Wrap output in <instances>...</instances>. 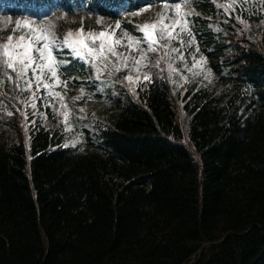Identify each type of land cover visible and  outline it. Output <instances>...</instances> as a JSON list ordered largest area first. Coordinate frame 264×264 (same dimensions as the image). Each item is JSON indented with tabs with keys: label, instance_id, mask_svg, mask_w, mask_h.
<instances>
[{
	"label": "trees",
	"instance_id": "obj_1",
	"mask_svg": "<svg viewBox=\"0 0 264 264\" xmlns=\"http://www.w3.org/2000/svg\"><path fill=\"white\" fill-rule=\"evenodd\" d=\"M149 3L162 0H0V15L108 19ZM240 42L208 53L219 75L229 68L224 93L155 79L110 95L96 146L64 148L65 133L40 119L24 120L25 136L0 119V264H264V26Z\"/></svg>",
	"mask_w": 264,
	"mask_h": 264
},
{
	"label": "snow or ice",
	"instance_id": "obj_2",
	"mask_svg": "<svg viewBox=\"0 0 264 264\" xmlns=\"http://www.w3.org/2000/svg\"><path fill=\"white\" fill-rule=\"evenodd\" d=\"M238 2L240 0H232L231 3L221 5V7L230 16L231 12L228 10H235V4ZM162 3L164 9L157 14L159 19L139 27L138 31L142 36L134 35L127 29L124 30L123 36H119L117 32L122 25L120 20H116L114 29L109 26L108 30H101L98 33H85L84 28L81 27L75 36L69 31L63 40H60L51 27L43 22L33 26L35 22L28 18L17 20L16 28L22 27L26 31L19 36L10 34L7 41L0 44V69H3V76L7 81L12 82L14 89L31 93L21 101L24 105L22 115L26 124L36 125L38 118L41 115L46 118V110L52 108L63 116L65 134L70 136L60 146L79 147L83 140L75 124L69 120V105L65 97L69 82H75L76 78L85 71L89 73V79L81 81V93L87 86L96 89L97 94H100L105 91L102 85L111 83L126 87L133 96H137L138 89H150L155 82L156 75H159L162 81L164 80L165 70L162 66L164 63L167 64V79L173 85H178L177 73L183 77L184 81L189 78L184 76L177 61L185 62L184 68L193 78L203 76L205 80H208L213 69L208 64V56L201 52L197 30L194 28V11L197 6L189 0H184L183 3L179 0H162ZM261 4L264 5V0H261ZM151 6L149 3L146 8ZM243 6L241 3V8ZM134 7H139V5H134ZM146 8H140V11L143 12ZM182 9L186 10L182 11ZM253 10L254 6L249 4V13ZM261 10L264 11V8ZM107 14L112 15L111 12ZM236 19L243 24L245 29L249 27V22L242 18L239 11ZM220 30L219 26L215 27L216 32ZM15 31L16 29H13V33ZM193 46L195 51L192 53V65L189 67L186 60ZM121 47L125 51H119ZM66 49L69 55L62 57L61 53ZM150 52H160V58L154 65L148 56ZM152 67L157 68L159 72L153 74ZM93 68H95L94 77L91 75ZM132 70H135L134 73ZM12 72L15 76H12ZM122 72L125 74L121 78ZM101 75L110 79L103 81ZM4 82V79H0V83ZM61 88L65 91H61ZM80 99L81 96L73 97L75 101ZM41 104L45 109L43 113L39 112ZM29 107L34 110L33 115L36 117L31 120H29L27 111ZM80 111L83 112V109ZM13 114L12 111L8 112V115ZM28 130L26 128V131ZM61 139L64 137L62 136ZM79 150L84 149L80 147Z\"/></svg>",
	"mask_w": 264,
	"mask_h": 264
},
{
	"label": "rangeland",
	"instance_id": "obj_3",
	"mask_svg": "<svg viewBox=\"0 0 264 264\" xmlns=\"http://www.w3.org/2000/svg\"><path fill=\"white\" fill-rule=\"evenodd\" d=\"M195 0H189L190 3H194ZM213 3V11H210L209 14L203 15L199 13L197 10L194 11V16L196 15L197 18L203 19L205 24L199 23L194 24V28L197 30L196 34L198 37V42L201 46V52L206 54L210 53L213 54L216 52V47H223L228 43L234 44L236 41L239 44L247 45L246 42H240V41H251L255 42L256 34H258V31L261 27L264 26V23L261 21L259 22L258 18L262 17L264 15V11L260 13V10L263 6H261V0H240V2L235 4V10L229 9L228 11L231 12V15H228V12H225L224 8L221 7V5H225L228 3H231L232 0H210ZM241 3L244 5L243 8H241ZM256 3H259L258 7L256 6ZM252 4L254 6V10L249 13L248 11V5ZM164 4L160 6H155L146 9L143 12L137 13L135 15L131 16H122L120 19H106V18H98V17H88V16H66V15H60L57 17H54L53 19H49L44 24L49 25L51 27V30L57 35V37L60 40H63V38L66 36V34L71 31L73 33V36L77 34V30L81 27L84 28L85 33L93 32L98 33L101 30H108L109 26L111 28H115V21L120 20L121 21V29L118 30L117 34L119 36H123L124 30L127 29L129 32H131L134 35L142 36V34L138 31L139 27L142 26L145 23L151 24L159 19V16L157 15L159 12L163 11ZM186 10V9H182ZM240 12L242 15V18L249 22V27L247 29L244 28L243 24H241L237 19L236 15L237 12ZM175 13L173 12V16ZM17 20H23L20 18H0V44H3L7 41V37L10 34H15L16 36H19L23 34L26 30H24L22 27L17 29L16 28V21ZM206 20L208 22H206ZM220 21H225L228 23L229 28L224 31V34L219 35V32L215 31V27L219 26L221 29V26L219 24ZM35 22L33 26L38 25L41 22ZM130 25V26H126ZM208 28V29H206ZM13 29H16L15 33H13ZM210 30L214 33L215 38L214 41H211V37L204 36V31ZM240 40V41H239ZM249 43V42H248ZM98 46V45H97ZM175 46V45H174ZM208 48V49H207ZM221 49V48H220ZM119 51L123 52L125 49L123 47L118 49ZM223 50L224 47H223ZM195 51V47L189 51V54L187 56L186 63L189 67L192 65V53ZM207 51V52H206ZM152 64L154 65L156 60L160 58V52H150L148 54ZM208 56V55H207ZM212 56L208 57V64H210L209 60L213 58ZM181 70L184 72V76H187L189 79L187 81H192L195 83H201L205 82L212 88L216 89L219 93H224L223 91L225 89V86L223 85V81H221L220 75L213 70L212 75L209 77L208 80H205L203 76L193 78L190 73L187 72V70L184 68L185 62L177 61L176 62ZM164 67V79H167L168 71H167V64L164 63L162 65ZM133 73L135 70H132ZM151 71L153 74H157L159 70L155 67L151 68ZM12 76H15V73H11ZM125 72H122L120 74L121 78ZM205 75L207 73L205 72ZM223 75H227V72H224ZM92 76H95V68H93ZM0 79H4L3 76V69H0ZM110 78L104 75H101V80L107 81ZM160 79L159 75H156V80ZM176 79L179 82L178 85H173L171 82V85L174 88L180 89V87L186 82L184 81L183 77L177 73ZM168 80V79H167ZM169 81V80H168ZM105 85H102L105 89ZM109 86L112 84L109 83ZM100 86V85H99ZM61 91H65L63 88H61ZM30 92H20L16 89H14L13 84L11 81L5 80L4 83H0V97L2 98L1 105H0V119L2 121H9L11 123L17 124L18 127L14 126L13 128H17L21 130V133L23 136H25L26 128L24 127V116L22 115L24 111V105L21 103L24 99H26L28 96H30ZM81 96V99L79 101L73 100V97ZM66 101L69 105V120L70 115H77L82 118H87L88 120H92V117H98L101 114L100 107L101 105L98 103H92L90 102V98L88 96H84V93H81V90H75L70 92L68 89L66 90ZM40 106L44 107L43 104ZM39 106V111H40ZM17 107H19V111H17ZM57 108H59V105L57 104ZM50 112L52 113L53 120L46 119L44 115H41L38 119L41 120V123L44 124L46 127L52 128L55 124H57L58 128L61 129L65 133L63 124L64 119L63 116L57 112L54 111L52 108H49ZM80 109H83V112L80 111ZM12 111L13 115H8V112ZM29 111V114H33L34 110L29 107L27 109ZM98 113V116H97ZM36 118V117H35ZM106 120V117L103 118ZM178 121L181 124H185V119L183 118V115L179 112ZM179 123V124H180ZM180 124V126H181ZM12 126V125H11ZM88 130L91 133L92 141L95 142L96 139H94L95 136V129L88 126ZM3 133L6 135L10 133L9 130L3 131ZM66 135V139H69L70 136ZM84 147H89L85 145Z\"/></svg>",
	"mask_w": 264,
	"mask_h": 264
},
{
	"label": "water",
	"instance_id": "obj_4",
	"mask_svg": "<svg viewBox=\"0 0 264 264\" xmlns=\"http://www.w3.org/2000/svg\"><path fill=\"white\" fill-rule=\"evenodd\" d=\"M207 245H212V244H207ZM207 245H205V246H207ZM195 258V257H194Z\"/></svg>",
	"mask_w": 264,
	"mask_h": 264
}]
</instances>
